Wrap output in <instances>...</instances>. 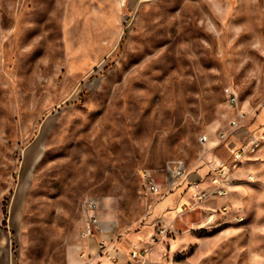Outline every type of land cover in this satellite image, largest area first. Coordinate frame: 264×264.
Instances as JSON below:
<instances>
[{"label":"rangeland","instance_id":"rangeland-1","mask_svg":"<svg viewBox=\"0 0 264 264\" xmlns=\"http://www.w3.org/2000/svg\"><path fill=\"white\" fill-rule=\"evenodd\" d=\"M254 134L197 205L188 183ZM87 200L120 264H264V0H0V264H111Z\"/></svg>","mask_w":264,"mask_h":264},{"label":"built area","instance_id":"built-area-1","mask_svg":"<svg viewBox=\"0 0 264 264\" xmlns=\"http://www.w3.org/2000/svg\"><path fill=\"white\" fill-rule=\"evenodd\" d=\"M228 104L236 111V116L230 120V127L235 128L246 119L247 113L240 106L239 95L234 90L228 91ZM221 141H225L227 136L224 133L220 134ZM261 137H253L247 142L246 145L236 148L234 146H228L230 158L232 163L228 165L227 162L222 161L215 169L211 170L208 178L210 182L207 186H204V182L201 179L194 180V182L188 183V189L194 194V200L197 205L206 203L211 198H223L228 194L229 188L232 183L231 169L237 168L239 164L248 156L254 154L262 144ZM203 142H207V137L202 138ZM172 169V170H171ZM171 177L165 184H160L156 177L153 176L147 170L142 171L141 181L142 187L146 195L151 197H158L164 194L170 193L184 181L187 177L186 166L182 162L173 163L170 166ZM250 181H255L253 176L249 177ZM85 237L90 239L96 236H100L99 252L107 255L111 264H120L118 252L110 249L108 243V235L104 229L102 222L98 215V207L94 200H87L85 203ZM139 250H131L129 255V261L126 264H136L135 261L141 256ZM85 256V254H83Z\"/></svg>","mask_w":264,"mask_h":264},{"label":"crops","instance_id":"crops-1","mask_svg":"<svg viewBox=\"0 0 264 264\" xmlns=\"http://www.w3.org/2000/svg\"><path fill=\"white\" fill-rule=\"evenodd\" d=\"M253 137H261V136H259V135H257V134H254V135H252L251 137H249V139L247 140V142H249V140L251 139V138H253ZM262 138V137H261ZM247 144V143H246ZM245 144V145H246ZM262 144H263V142H262ZM229 146H231V145H229ZM232 146H234V145H232ZM242 146H244V145H242ZM261 147V146H260ZM260 147L258 148V150L255 152V153H257L258 151H259V149H260ZM229 150V149H228ZM254 153V154H255ZM254 154H252V155H254ZM249 157V156H248ZM218 164L219 163H217V164H215L214 166H212V168L210 169V172H211V170L212 169H215L217 166H218ZM230 178L232 179L233 178V176H232V174H231V176H230ZM232 181H233V179H232Z\"/></svg>","mask_w":264,"mask_h":264}]
</instances>
